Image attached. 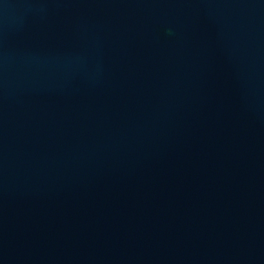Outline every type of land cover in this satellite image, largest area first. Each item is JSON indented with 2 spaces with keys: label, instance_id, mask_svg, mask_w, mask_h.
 <instances>
[{
  "label": "water",
  "instance_id": "obj_1",
  "mask_svg": "<svg viewBox=\"0 0 264 264\" xmlns=\"http://www.w3.org/2000/svg\"><path fill=\"white\" fill-rule=\"evenodd\" d=\"M0 264H264V0H0Z\"/></svg>",
  "mask_w": 264,
  "mask_h": 264
}]
</instances>
